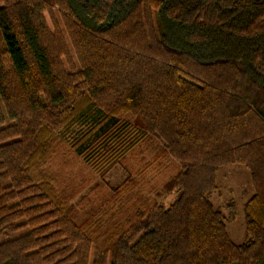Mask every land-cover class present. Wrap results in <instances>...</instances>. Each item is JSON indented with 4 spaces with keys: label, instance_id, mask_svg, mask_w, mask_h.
<instances>
[{
    "label": "trees",
    "instance_id": "16d2710c",
    "mask_svg": "<svg viewBox=\"0 0 264 264\" xmlns=\"http://www.w3.org/2000/svg\"><path fill=\"white\" fill-rule=\"evenodd\" d=\"M0 264H264V0H0Z\"/></svg>",
    "mask_w": 264,
    "mask_h": 264
},
{
    "label": "rangeland",
    "instance_id": "374dc122",
    "mask_svg": "<svg viewBox=\"0 0 264 264\" xmlns=\"http://www.w3.org/2000/svg\"><path fill=\"white\" fill-rule=\"evenodd\" d=\"M126 166L130 169L121 165L115 166L103 180L107 185L115 187L122 184L132 175L139 176L145 173L146 178H153L155 176L157 177V173L159 172L154 158L151 157L145 145L135 148L134 152L129 155ZM82 168L84 169L83 173H88V167ZM218 176V184L221 186V191L219 193L220 195L217 194L214 196L213 201L216 206L223 207V212L227 217L231 215V219L227 223L228 232L233 241L241 244L246 240L244 204L254 193L251 172L245 166L234 164L221 167ZM166 192V189L162 190L161 195L157 199L164 201L168 205L176 199L177 194L173 193L171 196H166ZM230 203H233V207L225 208Z\"/></svg>",
    "mask_w": 264,
    "mask_h": 264
}]
</instances>
